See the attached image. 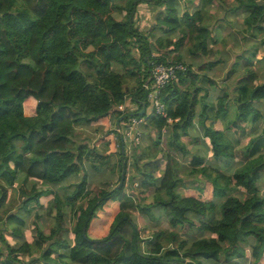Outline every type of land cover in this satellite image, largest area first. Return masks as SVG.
<instances>
[{
  "label": "trees",
  "instance_id": "1",
  "mask_svg": "<svg viewBox=\"0 0 264 264\" xmlns=\"http://www.w3.org/2000/svg\"><path fill=\"white\" fill-rule=\"evenodd\" d=\"M142 3L156 11L148 32L137 25ZM216 3L220 13L212 20L209 5ZM228 13L243 15L242 21H233L242 27L234 30L242 40L250 35L259 42L250 55L240 41L230 49H215L221 56L213 60L208 57L213 45L221 41L227 46L217 38L219 24L230 23ZM184 46L202 59L197 70L193 61L183 59ZM263 47L264 0H0V264H264V151L250 139L248 159L237 165L239 149L226 133L232 131L240 141L251 126L250 133L261 128L258 139L264 142ZM229 59L234 61L227 70L239 69L228 91L205 72ZM156 62L186 66L177 80L161 88L166 115H143L144 136L154 130L160 144L167 129L168 148L176 154L152 155L139 144L140 152L136 148L130 161L122 137L114 139L100 125V139H79L77 126L142 116V108L151 105ZM201 79L219 87L216 100H208ZM129 99L138 107L124 111L120 106ZM195 122L209 142L203 147L224 162L225 171L205 154L189 157L180 143ZM113 154L118 183L89 190L86 162L99 172ZM178 154L193 166L192 174L207 178V184L196 179L199 195L179 190ZM132 166L136 173L128 178ZM80 174L73 189L63 184ZM137 175L144 189L134 196L130 191L139 189ZM17 186L21 205L14 211L9 191ZM61 188H67L63 194ZM50 195L56 222L45 234L33 220L38 241L32 246L25 234L29 219L43 215L30 204L42 207V198ZM149 195L154 200L146 203ZM134 199V207L120 208ZM144 207L164 212L170 226L149 227L145 220L149 235L142 237L134 213ZM96 220L104 226L93 229ZM5 231L18 240L15 246ZM20 253L39 257L25 262Z\"/></svg>",
  "mask_w": 264,
  "mask_h": 264
},
{
  "label": "rangeland",
  "instance_id": "2",
  "mask_svg": "<svg viewBox=\"0 0 264 264\" xmlns=\"http://www.w3.org/2000/svg\"><path fill=\"white\" fill-rule=\"evenodd\" d=\"M209 6L211 7L210 8L211 13L217 14V11H218L216 9L218 6L217 3L213 4V5H209ZM221 14L223 15V17H225V13H221ZM216 17H217L216 15L213 16L212 20H214ZM228 17L230 19L231 24H227V22H223V23L226 26L231 27L232 32L229 33V28L227 27V28H225V31L219 35V37L217 39H224L225 42H227V46L224 45L223 42H221V41L216 42L213 45V47L210 49L209 54H208V57H210L213 60L220 59V56H221L220 53L216 54L215 49L224 50L226 47H228V49H230L232 46H234L235 44H237L240 41V43L243 45V47L245 49V54L250 55V54H252V51L254 49V45L259 42V39H256V38L248 35L247 31L244 34L248 35L247 36L248 40L247 39L242 40L244 38V36H242L238 32L233 31V29L235 27V24H233V21H235V20L236 21H242V14L234 15L232 13H228ZM142 19L143 20L141 21L140 28H142L143 31L148 32L153 26L154 18H152V16L144 15ZM242 26H244V24ZM157 32H158V30H157ZM182 52L184 53L183 59L186 62H191L192 56H195V54H193L187 46L183 47ZM262 55H264V47L262 48ZM233 61H234L233 59H230L227 62V64H225V66H223V65L220 66V64H217L215 66L217 71H210L211 72L210 74L216 79V84L221 88L223 87V88L228 89V91H229V89H231V86L233 84H235V82H236L235 76H237L238 69H239V68H236V67H239V65H236L235 71L232 69L227 70V68L229 67L230 64H232ZM258 65H261V62H259ZM255 67H257V65H255ZM228 84H229V86H228ZM200 85L205 86L209 89H212V86H210V83H208L202 79L200 80ZM201 93H203V91ZM116 121L117 120H115V122H112L111 119L107 120L106 125L108 124L109 130L107 129V126L105 125L104 131L106 132L108 130V132H110L112 125H114L113 123L116 124ZM251 127H250V130H252ZM98 128L99 127L97 125L88 126V127L87 126H83V127L77 126L76 133H80V136H79L80 138L78 137L79 139H84L86 136H88V137H90V139H92V143H94V141L100 139L101 136H99V135H104L103 132L98 131ZM250 130H249L248 134L243 135L240 138V141H237L235 134L232 131L226 132L228 134V136L232 140L235 141V144L239 149L238 152H236L237 165H243L247 161L248 156L246 154V147L245 146L249 143L250 139L254 138V142H253L254 146H256L259 143L261 146V150L263 149L262 151H264V142L260 143V139H258L259 134L262 132V129L261 128L256 129L255 132H253V133H250ZM113 137H114V139H116L115 138L116 135L115 136L113 135ZM147 142L149 143V145H151L149 147V152L152 155L157 156V155H160V154L166 153V152L176 154L175 150L168 148V144H167L165 139H162L160 144H156L155 143L156 141H154L153 137H149V140ZM180 143L185 145L188 149H192L193 150L192 153L196 152V150H194V148H193L194 140H193V138H190V136L181 134ZM136 146L137 145H134L133 142L130 141V139L126 140V145L124 147V151L126 152L127 155L130 156V161H133L132 154H133L134 150L137 148ZM160 148H162L163 150L160 151ZM175 156H176V158H175L176 164L175 165L177 168H179L177 176L183 180V183L180 184V186H179V190L183 194H195V195L197 194V195H199V191L196 188V179L198 178L199 180H201L203 182V184H207V178L204 176V174H192L190 170L193 166L190 164V162L184 160L179 154L175 155ZM207 160L214 161L216 163L217 167H219L221 170H224V167H223L224 162L222 160H216L214 158V156H212V154L207 156ZM117 163H118V157H116L115 155L111 156V159H110L108 165L106 167H104V169L101 173L100 172L97 173L96 171L93 170L92 166L86 162V170L89 172V174L87 176V181H88L87 187H88V189L92 191L95 188L103 187V185H107V186H111V187L116 186V184L119 181V167L117 166ZM114 166H116L115 170L113 169ZM103 172L107 173V175L110 172L112 174L110 175V177L104 178L103 176H105V174H103ZM130 173L131 174H128V178H130L131 175L136 173L135 168L133 166L131 167ZM82 178H83V174H80L76 178L67 179L63 184L66 185L68 187V189H73L75 187V184L80 182L82 180ZM136 178L137 179H136L135 183L137 184L136 186L139 189L136 190L135 192L130 191L131 194L134 196H137L138 192L143 191V189H144L142 187L141 183L138 181L140 179V176L137 175ZM65 189H67V188H65ZM65 189L61 188L58 192L63 194L65 192ZM261 189H262V193L264 194V179L261 182ZM9 195H10V197H9L10 203L15 204L14 211L18 210L20 205H21L20 204L21 200L19 198V195H20L19 188L18 187L11 188L9 191ZM153 200H154L153 196L149 195V197L145 200V202L150 203ZM135 203H136L135 199L131 202H128V204H126L124 202V203L120 204V208L124 207V206H128V205H130L131 207H134L133 205H135ZM85 205H87V201H85ZM30 208L35 209L36 212L38 211L40 215H43V218L38 219L35 216L30 218L29 219V225H28L26 232L27 233L33 232L31 228H32V221L34 220V221H37L40 228L42 229V231L45 234H47V233L49 234V232H50L49 227H48V229H47V227H45V226H48L46 224V221H47V223L50 221V227L53 226L56 222L54 217L51 216L53 213L56 214V211L52 207V203L49 204V206L46 209L45 206H42V207L39 206V208H38V206H36L35 202H31ZM65 211L67 213V216L70 217L71 213H70V207L69 206H66ZM101 213H102V211H101ZM143 213L145 214L144 217H142ZM134 215L136 216V218L134 220L137 221L138 224L140 225V227L142 228L141 229L142 237H147L149 235V232L145 229L146 227H144L145 220L147 221V223H148L147 225L149 227L166 228V227L170 226L168 221L166 220V214L159 209L152 210L149 207H144L143 210L136 209ZM71 217H73V216H71ZM108 217H109V220L107 221L106 224H108L110 222L111 217H112L111 214H109ZM67 220H68V218H67ZM74 220L75 219L73 218V221H71L70 224L67 223L69 226V230H73V226L75 223ZM102 226H104V223L100 222V220H96L93 224V229H95V228L99 229ZM29 229H31V230H29ZM6 234H7V232L5 231V235ZM32 238H33L32 239L33 241H31L30 243H31V245L32 244L35 245L36 240H37V235L34 232L32 234ZM11 244H13V243H11ZM35 264H41V263L36 262ZM205 264H209V263L207 261H205Z\"/></svg>",
  "mask_w": 264,
  "mask_h": 264
},
{
  "label": "crops",
  "instance_id": "3",
  "mask_svg": "<svg viewBox=\"0 0 264 264\" xmlns=\"http://www.w3.org/2000/svg\"><path fill=\"white\" fill-rule=\"evenodd\" d=\"M183 2V4L185 5V2L184 1H182ZM211 8V7H210ZM155 12L156 11H154L153 9H151V7L150 6H148L147 4H145V3H142V4H140V6H139V8H138V15H137V17H138V19H137V25L139 26V28H140V24H141V21L143 20L142 18H143V16L144 15H148V16H152V18H154V15H155ZM218 13H220V11L218 10L217 11V14H213V13H211L212 14V16H219L218 15ZM220 16H222V14L220 15ZM242 17H243V15H242ZM223 18V17H222ZM238 23V22H237ZM227 24H231V23H228L227 22ZM219 26H220V31H221V33L222 32H224L225 31V28H227L228 26H226L224 23H220L219 24ZM229 28V33H231L232 32V30H231V27H228ZM242 27H238V25L235 23V27H234V29H233V31L234 30H236V31H239L240 29H241ZM142 31H143V29L142 28H140ZM193 58L191 59V61H193L194 63H193V68H194V70H197V68H199V65H201L202 64V59L200 58V57H197V56H192ZM210 58V57H209ZM230 60V59H229ZM212 71H217V69H213ZM206 73V75H208L209 76V78H211V79H215L210 73V71L209 72H205ZM216 80V79H215ZM204 81H206V82H208L206 79H204ZM209 83V82H208ZM211 86V85H210ZM204 88H207V87H205V86H203ZM208 90H209V96H208V100L210 101H212V100H216V97H217V95L220 93V91H219V87H213L212 86V89H209V88H207ZM137 105L136 104H133V103H131L130 102V99L128 100V102H127V104L126 105H124V111L128 108L129 110H134V109H137ZM197 110H198V112H200L201 110H202V106H201V103L200 104H198V106H197ZM154 113H156L155 112V109L153 108V106H152V104L151 105H149V106H147L146 107V111H145V114H147L148 116L150 115V116H152V115H154ZM157 114V113H156ZM145 118V122L141 125V127H139L138 128V131L140 132V138H141V147L142 146H144V147H148V150H149V147L151 146V145H149V143L147 142L148 140H149V137H153V139H154V141H155V139H156V137H157V135H156V133H155V131L154 130H152L151 132H149L148 133V135H147V132H146V134H145V136H144V131H145V123H146V120H147V117H144ZM115 120H117L116 121V124L119 122L118 121V119H114V118H111V121L112 122H115ZM169 121H171V120H169ZM113 124H115V123H113ZM94 125H100V126H105L106 125V122H105V124L103 123V122H99V123H95V124H92V125H90V126H94ZM107 126V129H108V124L106 125ZM109 130V129H108ZM107 130V131H108ZM255 132V131H254ZM167 133H168V130L167 129H163V135H162V139H165L166 140V137H167ZM188 136H190V138H193V140H194V146H193V148H194V150H196V152H198V153H200V154H205L206 156H208V155H210V154H212V151L209 149V151H207L206 150V148L205 147H203L204 146V144H207V143H209L208 142V140L206 139V137H205V132H204V128L200 125V123H198V122H195V124H194V126L192 127V128H190L189 129V134H188ZM196 137H202L204 140L203 141H195V138ZM199 142V143H198ZM125 144H126V140H125ZM203 144V145H202ZM137 149H139V152H140V148H137ZM189 150V152H190V154H189V157H192L196 152H194V153H192L193 152V150L192 149H188ZM209 153V154H208ZM192 154V155H191ZM212 156H213V154H212ZM207 158V157H206ZM103 171V169L101 170V171H99L100 173ZM98 173V172H97ZM103 174H105V176H103L104 178H108V177H110V175L112 174L111 172L107 175V173H105V172H103ZM107 175V176H106ZM66 181V180H65ZM139 181V180H138ZM135 185H137L136 183H135ZM17 187H19V186H17ZM42 200L44 201V206H45V208L47 209V207L49 206V204H51L52 203V205H53V202H54V195H50L49 197H43L42 198ZM53 200V201H52ZM39 208V207H38ZM37 210V209H36ZM35 211V210H34ZM36 212V211H35ZM36 214H33L30 218H32V217H34ZM52 216V215H51ZM71 222H69V224H70ZM46 224L48 225V226H45V227H47V229H48V227H49V230H50V221L47 223V221H46ZM32 231L34 232V227L32 226ZM31 229H29V230H31ZM27 231V230H26ZM25 231V234H26V238H27V240L29 241V242H31V241H33L32 239V234H33V232L31 233H27ZM48 234V233H47ZM73 235H71V237H72ZM6 237H7V239H8V241H9V243L11 244V243H13V244H11V245H13V246H15L17 243H18V240L15 238V237H13L12 236V234H11V231H7V234H6ZM37 241L38 240H36V244H37ZM56 255V254H55ZM55 255H53V256H55ZM33 256L34 257H36V258H38L39 256H38V254H33V255H31V254H28V253H20V257H21V259L23 260V261H25V262H29V261H31L32 260V258H33ZM31 257V258H30ZM30 258V259H29ZM38 262H40L41 263V260H39ZM37 262V263H38Z\"/></svg>",
  "mask_w": 264,
  "mask_h": 264
},
{
  "label": "built area",
  "instance_id": "4",
  "mask_svg": "<svg viewBox=\"0 0 264 264\" xmlns=\"http://www.w3.org/2000/svg\"><path fill=\"white\" fill-rule=\"evenodd\" d=\"M186 66L179 62H156L153 64L152 67V74H151V87L149 91V100L155 112L157 114L166 115V105L165 103L159 98V94L161 88L164 87L170 81H175L178 79V73L180 71H185ZM147 84L146 86H148ZM121 109H124V106H120ZM145 122L144 116H131L127 119L126 122L112 125L111 133L118 139L120 135L122 140L125 143V140L130 139L134 145L141 144L140 132L138 128ZM126 145V144H125ZM125 147V146H124Z\"/></svg>",
  "mask_w": 264,
  "mask_h": 264
},
{
  "label": "water",
  "instance_id": "5",
  "mask_svg": "<svg viewBox=\"0 0 264 264\" xmlns=\"http://www.w3.org/2000/svg\"><path fill=\"white\" fill-rule=\"evenodd\" d=\"M145 111H146V106H144V107L142 108V111L140 112V115H144Z\"/></svg>",
  "mask_w": 264,
  "mask_h": 264
}]
</instances>
